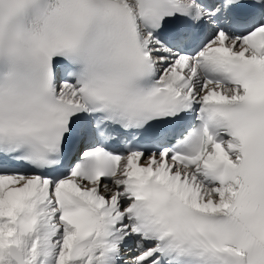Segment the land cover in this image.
<instances>
[{
	"label": "snow or ice",
	"instance_id": "6c2138e0",
	"mask_svg": "<svg viewBox=\"0 0 264 264\" xmlns=\"http://www.w3.org/2000/svg\"><path fill=\"white\" fill-rule=\"evenodd\" d=\"M0 264H264V0H0Z\"/></svg>",
	"mask_w": 264,
	"mask_h": 264
}]
</instances>
